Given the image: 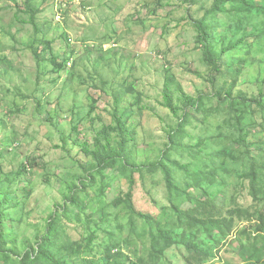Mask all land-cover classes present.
<instances>
[{"label": "rangeland", "instance_id": "1", "mask_svg": "<svg viewBox=\"0 0 264 264\" xmlns=\"http://www.w3.org/2000/svg\"><path fill=\"white\" fill-rule=\"evenodd\" d=\"M197 22L236 76L214 82ZM198 207L250 211L230 235L188 232L197 264H244L264 215V0H0V264L52 233L65 264L107 248L188 264L154 242L179 241L177 210Z\"/></svg>", "mask_w": 264, "mask_h": 264}, {"label": "trees", "instance_id": "2", "mask_svg": "<svg viewBox=\"0 0 264 264\" xmlns=\"http://www.w3.org/2000/svg\"><path fill=\"white\" fill-rule=\"evenodd\" d=\"M24 3L28 5L29 0H24ZM26 10H28L29 12L33 11L30 6L26 7ZM196 27L199 32L198 41L204 54H206L208 65L212 68L211 77L214 82H216L219 77H226L227 75L236 76L238 74V71L233 72L232 67H227L226 70H224L222 58L219 57V55L214 50L211 36L209 35L207 27L203 26L200 22L196 23ZM226 52L224 51V53ZM233 93L234 91L233 89H231L228 92V96L231 98L233 96ZM220 96L223 97L222 93H220ZM164 97L167 101V108L172 110L173 106L168 91L166 92ZM115 103L117 104L118 101H116ZM120 133H122L121 130ZM117 157L120 156L116 154H110L107 156H102L101 158H97V161L102 166H108L110 165V162L111 164H113L114 159H116ZM150 169L152 171L162 170L165 174L169 191L171 193L179 191V188L176 186L171 169H169L162 163L153 164L150 166ZM253 195L255 196L256 193L254 192ZM255 199H257L256 196ZM70 202L74 205H77L75 198H71ZM177 213L179 214V224L180 228L182 229L180 240H176V238H174V235L170 232L162 231L161 236L158 237V239H156V241L154 242V248L157 249L156 247L158 245V242L160 243V240L164 242V251L170 247H173L174 245L187 246L188 250L191 253L190 257L187 259L188 264H197V262L203 263L210 257L204 249L199 248L196 244L189 241V239L191 238L190 236H188L189 231L205 232L206 234L211 236H213L214 231H219L222 235H230L235 229L237 219L239 221H244L245 216L251 217L250 211L243 208H238L230 213H227L226 215H223L221 213L215 214L213 210L208 211L207 209H203L202 207H198L189 211L177 210ZM184 221H186L185 228L182 227ZM260 221L261 222L258 228V233H260L261 235V240L252 245L247 243L243 244L241 255L244 260V264H264V215L260 217ZM92 239L93 238L91 236V238H89V243L93 242ZM54 245L55 244L53 242L52 233V235L50 234L38 242V250H32L33 253L36 254L35 258L32 259L29 255H27L26 258L19 261V264H65L63 259L58 261L55 258ZM70 250H72L71 247H66L67 254L71 253ZM125 258L126 257L122 254H120L119 259L113 258L110 255V250L107 248L101 258V263H97L93 259H82V263L80 264H131L128 263V260H126Z\"/></svg>", "mask_w": 264, "mask_h": 264}]
</instances>
